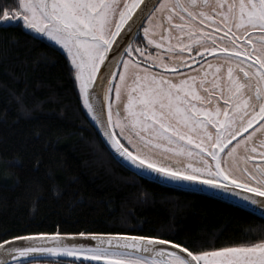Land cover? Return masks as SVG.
Listing matches in <instances>:
<instances>
[{"label":"snow or ice","instance_id":"1","mask_svg":"<svg viewBox=\"0 0 264 264\" xmlns=\"http://www.w3.org/2000/svg\"><path fill=\"white\" fill-rule=\"evenodd\" d=\"M142 3L143 0H125L120 8L117 0H14L11 5L0 4V26L22 25L35 34L34 39L46 37L62 48L74 70L83 105L99 123L89 89L103 72L121 29ZM148 8L145 4L141 14ZM163 8L169 10L165 19L170 23L173 14L179 16L181 23L173 27L180 37H187L186 42L176 37L174 46L167 45L170 53L180 50L181 55L171 59L181 63L166 62L163 54L153 57L150 52L142 61L139 57L145 56L146 49L133 48L129 43L117 62L123 70L118 67L111 71L108 79V123L104 134L115 152L137 169L166 180L232 193L258 205L264 215V0H215L214 4L212 0H176L171 4L161 0L148 20ZM151 30L143 29L148 44L158 49L165 47L149 35ZM216 53L222 63L205 60L207 69L196 59ZM136 54L138 58L133 59ZM147 60H155L151 68ZM190 64H196L201 74L185 76L180 69ZM225 65L226 72L222 74ZM158 68L164 71H153ZM130 72L133 79L129 83ZM172 75L181 78L170 79ZM122 86L127 95L124 116L117 111L113 124L111 92L114 88L119 100ZM201 89L207 96L201 94ZM117 127L131 148L122 143L115 132ZM109 128L113 131L109 132ZM160 156L176 159L178 166L164 163ZM178 157L187 160L181 162ZM193 159L200 163L190 162ZM36 238H46L51 245L11 246L12 241ZM4 245H8L4 256H10L13 264L30 254L72 257L79 264H264V240L193 250L159 236L56 231L14 235L0 240V247Z\"/></svg>","mask_w":264,"mask_h":264},{"label":"trees","instance_id":"2","mask_svg":"<svg viewBox=\"0 0 264 264\" xmlns=\"http://www.w3.org/2000/svg\"><path fill=\"white\" fill-rule=\"evenodd\" d=\"M56 231L159 236L212 250L264 240V220L126 171L90 123L65 56L21 25L1 26L0 240Z\"/></svg>","mask_w":264,"mask_h":264},{"label":"water","instance_id":"3","mask_svg":"<svg viewBox=\"0 0 264 264\" xmlns=\"http://www.w3.org/2000/svg\"><path fill=\"white\" fill-rule=\"evenodd\" d=\"M160 1L161 0H143V3L141 4L140 8H137L136 11L132 13V18L128 21V23L124 26V28L121 29V36L117 37V41L114 45V48L111 50L110 57L106 61V65L103 66L104 68L103 72L99 74V79L95 82L94 87L89 89L90 100L93 104L96 116L99 120V123L97 122V120H94L92 116L88 113L87 109L83 105V101L80 98L82 107L85 110L90 123L93 125V127L97 131L99 138L103 146L105 147V149L108 151L111 157L116 161V163H118L126 171L134 174L136 177L140 179L157 184L164 188L173 189V190H177V191H181L185 193H192V194H198V195H204V196L211 197L213 199L224 202L228 205L239 208L248 213H251L252 215L264 220V215H262L261 210L258 205H252L249 201H245L240 197L234 196L232 193H225L220 190L208 188L207 186L190 185L187 182H176V181L166 180V179L159 177L155 173L144 172V171L137 169L134 165H132L130 162L125 161L123 157L119 156V154L115 152V150L111 147V143L108 137L104 134L105 129L107 128V123H108V108H107V101L105 100V90L108 86V79L110 78V72L116 71L117 68L121 65V64L118 65L117 62L120 60L121 55L125 51V48L128 46L129 43L132 44L140 28L143 26V24L148 19L147 18L148 15L151 13V11H154V9L156 8V6L158 5ZM145 4L149 6L148 11L141 14V8H143ZM114 26H115V22H113V25H112L113 30H114ZM24 30L31 33L33 36L35 35L30 30H26V29ZM39 38L43 39L44 37L42 38L39 37ZM43 40L46 41L45 39ZM46 42L56 47L65 56L73 72L74 70L72 69V66L67 57V54L64 53L55 44H53L52 41L48 40ZM116 49H119V52H117ZM73 76H74V72H73ZM74 81H75V77H74ZM76 87L79 92L77 83H76ZM79 96H80V93H79ZM111 98H112V92H111ZM125 101L126 100H124V102ZM117 111L118 110H116L115 112L117 113ZM113 112H114V108L112 107V113ZM108 131L111 132L113 131V129L109 128ZM257 199H261V198H257ZM90 243L94 244L95 241H90ZM33 244L35 245L48 244L50 246L51 242L47 241L46 238H36L35 240H31V241H28V240L12 241L11 246H29ZM6 247H8V245H4L3 247H0V264H5V262L6 264H13V261L10 256L9 257L4 256V248ZM43 259H52V260L58 259V260L75 261V258L66 257L62 255L52 256L50 254H30V256L28 257H20L18 259V263L25 262V261H31V260H43ZM82 259L83 258H81V260ZM75 262H78V261H75ZM91 263L95 264V262H91Z\"/></svg>","mask_w":264,"mask_h":264},{"label":"flooded vegetation","instance_id":"4","mask_svg":"<svg viewBox=\"0 0 264 264\" xmlns=\"http://www.w3.org/2000/svg\"><path fill=\"white\" fill-rule=\"evenodd\" d=\"M171 1H172V3H175L176 2V0H171ZM147 21H148V19L146 20V22ZM146 22L140 28L138 34L136 35V38L133 40V42H132L133 48H135L137 46H143L146 49V51H145L146 57H147V53H149V52L152 53L153 57H158L161 54H163L162 58L165 61H168L169 63H181V61H179V60H175L174 61V60L170 59L169 56L168 57H164V55L166 54V51H168L167 50V45H169V43H171L174 46V44H173L172 40H167V39L162 40L161 39V37L164 36V33H165L164 29L165 28L171 26L173 29H176L175 27H173V25L174 24L181 23L179 16L173 14V19H172V21H171L170 24H169V21H167L165 18H161L160 20H156V17H154L150 21L152 23H150L149 26H145V27H150L152 29L150 31L149 35L153 39L157 40L158 42L162 43L165 46V47H162V48H159V49L155 45H149L148 42H147V40L145 39L144 32H143V27L146 24ZM157 25H158V27H157ZM249 35H252V33H250ZM180 38H181V40H184L185 42L187 41V37H180ZM179 55H181V52H180L179 49H176L174 56H179ZM183 55L188 56V55H191V54L190 53H183ZM216 55H218V53L212 54V55H209V56L197 57L196 59L199 61V64H200L201 67H203L204 69H207V63H205V60L208 63L214 64L213 63L214 56H216ZM132 58L133 59H137L138 58V54L134 55ZM139 58L142 61L147 59V58H144V57H139ZM153 63H155L154 60H151V61L150 60H147L148 67L151 68ZM153 71L160 72V71H164V70L162 68H158V69H153ZM180 71L183 72L185 76L194 75V74H201L200 73V68L196 64H190V65H188V67L180 69ZM240 75L242 77V74H240ZM132 77L133 76L131 75V73H129V76L127 78V82L130 83L131 80H132ZM169 78L170 79H178V78H181V77L172 75ZM208 79H209V82H210L211 79H212V77L209 76ZM205 95H207V92H205ZM126 99H127V96L124 97V95H123L121 97V100H123V102ZM113 108H114L115 111L118 110L119 113H120L121 108H118V107H113ZM115 116H116V112H115ZM253 127H255V125ZM116 134H117V131H116ZM241 152H242V149H241ZM196 162H197V164L200 163L199 160L196 161ZM32 261H36V262H38V264H79V262H75V261H71V260H58V259H53V260L52 259L31 260V261L20 262L18 264H32Z\"/></svg>","mask_w":264,"mask_h":264},{"label":"rangeland","instance_id":"5","mask_svg":"<svg viewBox=\"0 0 264 264\" xmlns=\"http://www.w3.org/2000/svg\"><path fill=\"white\" fill-rule=\"evenodd\" d=\"M124 2H125V0H117V4H118V6L120 7V8H123V5H124ZM127 2L128 3H131V0H127ZM163 2L165 3V4H171L172 3V1L171 0H163ZM212 3L214 4L215 3V0H212ZM161 4V1L158 3V5H160ZM157 5V6H158ZM156 6V7H157ZM156 9V8H155ZM154 9V10H155ZM168 9L167 8H163V9H161L160 11H156V14H155V16H153V18L154 17H156V20H160L161 18H165V16H166V14L168 13ZM115 18L116 19H118L119 18V13L117 12L116 14H115ZM152 18V19H153ZM150 23H152V22H150L149 20L146 22V24L144 25V27H143V29L145 28V26H149V24ZM217 23H218V21H217ZM169 24H170V22H169ZM168 29H170V31L169 32H165L164 33V36H167V37H169L170 39H167V40H172V42H173V44L175 45V43H176V37H180V33L178 32V30L177 29H173L171 26H169V27H167ZM114 29H115V26H114ZM160 37V36H159ZM42 38V37H41ZM43 39H45L46 41H48V39L46 38V37H44ZM181 39V38H180ZM50 41V40H49ZM53 44H54V42H53ZM57 47H59L58 45H56ZM60 48V47H59ZM63 52H64V50L62 49V48H60ZM65 53V52H64ZM175 55V52H168V51H166V54L164 55V57H168L169 56V58L171 59V57L172 56H174ZM161 56V55H160ZM218 56H219V54L218 55H216V56H214V61H213V63L214 64H216V63H222L219 59H218ZM159 57V56H158ZM144 58H147L146 57V55L144 56ZM151 61V60H150ZM155 61V60H154ZM166 62H168V61H166ZM226 67L227 66H225V68L222 70V74H223V72H226ZM119 69L120 70H123V65L121 64L120 66H119ZM134 71V70H133ZM74 72V71H73ZM131 73V72H130ZM171 77V76H170ZM132 79H133V77H132ZM180 78H178V79H174V80H179ZM116 80L118 81L119 80V77L117 76L116 77ZM201 94L202 95H204V96H207V95H205V92H204V90L203 89H201ZM112 100H113V105H112V107H118V108H121V111H120V115H121V117H122V115L124 116V109H123V105H124V103L125 102H123V100H121V97L124 95V97H126L127 95H126V91H125V89H124V86H122V91H121V97H120V99L119 100H117L116 99V95H115V89L113 88V91H112ZM215 100H216V98H213V104H212V106H215ZM221 104H223V102L221 101L220 102ZM205 107H208L209 105H204ZM114 114H115V110H114V112H113ZM113 113H112V120H113V124H115V121H116V116L115 115H113ZM115 130L117 131V135L120 137V139H121V141H122V143H124L126 146H128V147H130L131 148V145H129L128 144V141L124 138V136H120V129L117 127V128H115ZM213 132L215 131V129L214 128H212L211 129ZM127 134V133H126ZM125 134V135H126ZM124 141V142H123ZM169 156H171L172 154L171 153H169L168 154ZM160 159H162L163 160V162L164 163H166V164H170V165H172L173 167H175V166H178L177 165V163H176V159H165L163 156H160L159 157ZM177 159H179L181 162H184V161H186L187 160V158L186 157H178ZM196 161H198V160H196V159H193L192 161H190V162H192V163H194V164H197V162ZM228 163H229V165L231 166V164H232V160H231V158H229V160H228ZM241 167H243V165L241 164ZM249 167H250V165H249ZM237 175H240V173H237Z\"/></svg>","mask_w":264,"mask_h":264}]
</instances>
